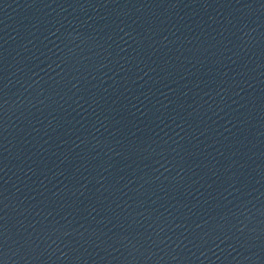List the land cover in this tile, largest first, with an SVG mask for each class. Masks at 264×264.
<instances>
[{
    "label": "water",
    "instance_id": "obj_1",
    "mask_svg": "<svg viewBox=\"0 0 264 264\" xmlns=\"http://www.w3.org/2000/svg\"><path fill=\"white\" fill-rule=\"evenodd\" d=\"M0 264H264V0H0Z\"/></svg>",
    "mask_w": 264,
    "mask_h": 264
}]
</instances>
